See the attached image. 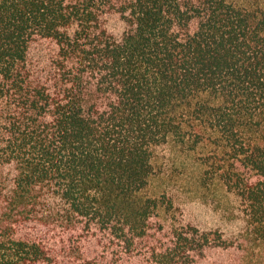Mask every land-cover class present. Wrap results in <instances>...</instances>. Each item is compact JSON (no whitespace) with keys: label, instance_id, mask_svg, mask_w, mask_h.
Wrapping results in <instances>:
<instances>
[{"label":"trees","instance_id":"obj_1","mask_svg":"<svg viewBox=\"0 0 264 264\" xmlns=\"http://www.w3.org/2000/svg\"><path fill=\"white\" fill-rule=\"evenodd\" d=\"M169 142L237 235L163 222ZM0 264H264V0H0Z\"/></svg>","mask_w":264,"mask_h":264},{"label":"rangeland","instance_id":"obj_2","mask_svg":"<svg viewBox=\"0 0 264 264\" xmlns=\"http://www.w3.org/2000/svg\"><path fill=\"white\" fill-rule=\"evenodd\" d=\"M154 164L156 174L149 193L174 201V209L162 216L167 226L191 223L203 229H221L228 237L244 228L238 198L218 182L203 185L204 168L198 153L169 142L155 148Z\"/></svg>","mask_w":264,"mask_h":264}]
</instances>
